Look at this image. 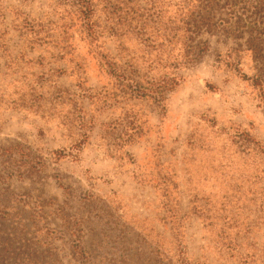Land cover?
Instances as JSON below:
<instances>
[{"label":"rangeland","instance_id":"rangeland-1","mask_svg":"<svg viewBox=\"0 0 264 264\" xmlns=\"http://www.w3.org/2000/svg\"><path fill=\"white\" fill-rule=\"evenodd\" d=\"M154 1L161 42L170 1L128 7ZM92 2L96 43L70 0H0V264H264V14L236 36L212 11L163 104L108 106L102 60L140 69L147 37ZM124 113L141 134L120 144Z\"/></svg>","mask_w":264,"mask_h":264},{"label":"trees","instance_id":"trees-1","mask_svg":"<svg viewBox=\"0 0 264 264\" xmlns=\"http://www.w3.org/2000/svg\"><path fill=\"white\" fill-rule=\"evenodd\" d=\"M135 0H125L123 4H117L114 8L116 12H123L129 9ZM169 7L172 10L167 25L162 32L159 27L154 28L160 36L161 42L149 39L151 34L150 23L158 26L157 19L161 17L162 11L159 4L154 1L150 4V9L142 12L130 11V20L137 25V34L140 37H147L140 43L142 47V57L140 69H137L138 60H131L122 66L115 62L103 59L102 66L111 80L112 89L107 98L108 106L117 104L119 100L128 99H150L154 103L161 105L166 100L167 95L179 84L182 77L179 71L192 63L197 62L207 51L206 43L196 41V38L207 29H215V21L212 11L222 10L228 16L227 21H222V27L237 34L252 28L249 21L254 11L259 10L264 14V0H258V7L253 6L255 0H169ZM75 7L78 21L81 23L83 33L90 43H96L99 38V27L94 20L95 6L92 0H70ZM172 3V6H171ZM120 15L117 17L121 19ZM116 17H114L115 19ZM117 26V23L114 24ZM117 29H120L118 27ZM116 30L109 32L111 36L121 37ZM140 31V32H139ZM125 34V33H123ZM153 37V36H152ZM151 37V38H152ZM227 56L226 62L228 63ZM240 62H235L236 69ZM254 84L262 88L260 78L254 79ZM110 103V104H109ZM133 116L124 113V117L118 123V127H111V131H116V140L120 144L134 142L141 134V124ZM120 128V130H116Z\"/></svg>","mask_w":264,"mask_h":264}]
</instances>
